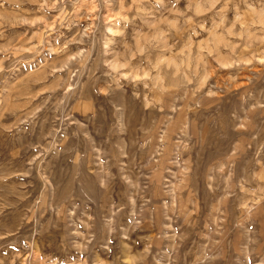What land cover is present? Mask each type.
<instances>
[{
    "label": "rangeland",
    "instance_id": "374dc122",
    "mask_svg": "<svg viewBox=\"0 0 264 264\" xmlns=\"http://www.w3.org/2000/svg\"><path fill=\"white\" fill-rule=\"evenodd\" d=\"M0 264H264V0H0Z\"/></svg>",
    "mask_w": 264,
    "mask_h": 264
}]
</instances>
